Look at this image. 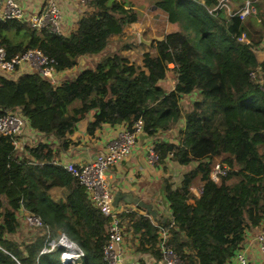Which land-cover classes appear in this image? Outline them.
Here are the masks:
<instances>
[{
    "label": "trees",
    "instance_id": "trees-1",
    "mask_svg": "<svg viewBox=\"0 0 264 264\" xmlns=\"http://www.w3.org/2000/svg\"><path fill=\"white\" fill-rule=\"evenodd\" d=\"M246 1L256 12L264 4V0H229L235 6ZM151 4L179 30L161 34L163 40L143 45L145 51L131 58L124 56V49L107 55L59 86L38 73L16 80L0 76V115L19 110L32 129L53 136L64 149L77 124L92 111L96 113L87 126L89 135L102 124L130 127L142 119L144 133L154 137L183 120L177 143L157 141L153 146L163 170L168 159L190 166L178 186L169 178L163 180L172 214L164 226L170 232L168 243L183 264H230L245 231L264 219V85L259 77L250 76L260 68L264 78V58L257 50L264 17L256 13L242 21L234 15L226 22L223 9L210 12L217 0H152ZM88 8L67 37L37 31L18 20L0 21V46L8 57L39 49L62 72L75 67L81 57L102 53L112 37L123 35L139 17L125 0H93ZM242 33L250 45L237 41ZM169 71L175 72L176 84L166 91L159 83ZM194 92L198 100L185 110L182 97ZM12 139L0 135V264H62L60 249L41 254L45 234L20 243L7 238L19 228L17 214L24 203L40 217L51 239L64 235L84 253L72 264H108L103 247L109 217L94 207L72 175L54 164L52 145L26 148V159L17 156ZM216 159L228 168L218 184L211 179ZM195 183L201 194L189 203ZM54 188L64 190V197L55 199L50 194ZM123 217L129 218L128 227L137 240L135 252L160 264L158 227L146 216ZM126 264L148 263L139 258Z\"/></svg>",
    "mask_w": 264,
    "mask_h": 264
},
{
    "label": "crops",
    "instance_id": "crops-1",
    "mask_svg": "<svg viewBox=\"0 0 264 264\" xmlns=\"http://www.w3.org/2000/svg\"><path fill=\"white\" fill-rule=\"evenodd\" d=\"M14 1L29 17L37 14L47 0ZM125 1L138 11V21L126 26L123 35L112 37L107 48L99 55L84 56L82 57L83 62H80L79 58L78 64L75 67L58 72L57 79L59 83L73 79L78 73L86 68H94L103 57L115 52H121L123 49V54L127 58H131L138 53H143L145 47H149L155 40L154 38L158 36L156 32L158 31L157 27L159 22H162V26L165 27L166 31L164 34L179 30L176 24L167 21L166 13L154 8L151 4L152 0H146L150 1V5L145 4V0ZM59 6L62 14L60 35L67 37L76 30L80 15L88 11L89 8L78 4L75 0H59ZM263 12L264 4H261L257 11V15H259L260 19L264 17ZM224 13L226 22H228L229 16L226 11ZM156 14H158V18L156 17ZM140 35L145 40L152 39L151 44L145 45L141 43L139 39ZM257 38L259 41V47L264 43V33ZM257 50L261 55L259 48ZM172 67V65L169 66L170 69ZM23 74H32V71L29 67L22 66L17 68L12 75L6 76L5 78L16 80ZM159 84L166 91L173 90L176 84L175 72L169 71L166 74L165 79L160 81ZM198 97L197 92L185 95L182 97L181 105L185 110H190L192 104L198 100ZM95 113V111L90 112L77 124V129L74 134L68 137L70 144L66 149L62 148L53 136H45L38 133L27 124L24 134L19 139V146L16 150L17 156L28 159L29 156L26 148L35 147L38 144L43 143L54 147L53 153L56 156L55 161L62 164H84L94 160L97 155L104 151L107 144L114 139L120 131L129 127L126 123L113 125L102 124L93 135H89L87 134V126L93 120ZM183 128L184 121L180 120L175 128L168 131H158L154 137L148 136L145 133L141 134L138 137L136 146L131 154L110 169L107 174V183L112 195V206L119 215V218L124 214L146 216L156 227H164L168 222L172 221L170 205L167 202L163 191V180L164 178H169L175 186H178L184 172L190 169V166L182 167L168 159L165 163L166 169L163 170L162 165L149 163L148 155L157 141L177 143L179 131ZM219 160L220 159H216V161ZM200 188L201 186L199 184L197 185V183L192 186L189 203H193L194 200L200 197ZM50 194L55 197V199H58L64 197L65 192L62 189L54 188L51 190ZM27 205L32 206V203L28 202ZM128 220L129 218L123 217L122 221L127 232V237L132 243H127L125 241L123 244L124 264L136 262L139 258H143L148 264H153L154 261L149 255L138 254L135 252L137 240L134 238L128 227ZM263 229L264 219L260 226L249 227L245 231L244 240L238 253H242L248 264H264V259L260 254L256 241L258 233ZM24 241H29V238ZM230 264H237L235 256L232 258Z\"/></svg>",
    "mask_w": 264,
    "mask_h": 264
},
{
    "label": "built area",
    "instance_id": "built-area-1",
    "mask_svg": "<svg viewBox=\"0 0 264 264\" xmlns=\"http://www.w3.org/2000/svg\"><path fill=\"white\" fill-rule=\"evenodd\" d=\"M78 4L88 7L93 0H75ZM231 5L233 7H231ZM223 9L229 18L237 15L240 20H245L249 16L256 15V8L250 1L244 2L240 6H235L229 0H217V4L210 12ZM18 20L27 23L29 27L37 31L48 30L61 34L62 14L59 0H47L42 9L34 15L27 16L24 10L14 0H0V21ZM241 44L250 45L251 41L245 33L237 37ZM264 42V41H263ZM259 48L264 58V43ZM55 61L44 55L39 49H27L21 54L8 57L4 47L0 46V76L12 75L17 68L27 66L32 73H38L42 78L49 81L54 86H59ZM252 78L259 77L260 83L264 85V78L257 68L250 73ZM28 120L19 110L9 111L0 115V135L12 137V145L15 150L19 146V139L24 134ZM144 133V123L138 119L132 126L126 127L112 139L102 153L90 162L84 164H62L55 161L54 164L65 169L72 175L78 183L84 187L90 202L104 216L109 217L108 240L103 247V258L108 264H124L123 244L127 237V232L123 221L119 218L112 206V195L107 183V174L112 167L126 159L136 146L138 137ZM151 164L158 162V155L151 149L148 155ZM228 168L216 161L211 170V179L215 183H220L222 177L226 176ZM201 194V188H200ZM18 220L35 231H40L47 236L45 246L41 254H48L60 249L59 259L62 264H69L80 260L84 253L64 235L58 239H51L49 230L45 228L42 220L36 214L26 208L25 203L21 206L17 214ZM157 248L161 254V264H183L182 260L169 245L170 232L167 228L158 227ZM256 241L262 258L264 259V229L261 230ZM0 250L2 248L0 247ZM237 264H248L242 253L236 256ZM17 264H20L17 262Z\"/></svg>",
    "mask_w": 264,
    "mask_h": 264
},
{
    "label": "rangeland",
    "instance_id": "rangeland-1",
    "mask_svg": "<svg viewBox=\"0 0 264 264\" xmlns=\"http://www.w3.org/2000/svg\"><path fill=\"white\" fill-rule=\"evenodd\" d=\"M144 3L147 4V5H150V1H146V0H145ZM231 7H233V6L231 5ZM156 17H157V18L159 17L158 14H156ZM157 22H158V21H157ZM157 29H158V31L156 32V34H157L158 36H160L161 34H164L165 31H166V30H165V27L162 26V22H159V23H158V27H157ZM189 33H190V35L192 36V38H193L196 42L199 41V40H198V37L195 35V33H193V31H192L191 29H189ZM158 36H157V37H158ZM200 48L203 49V47H202L201 44H200ZM197 185H198V184H197ZM38 233H42V232H40V231H35V230H33L32 228L28 227L27 225H25V224L22 222V220H21V218H20V220H19V228H18L17 232L14 233V234H12V235H8V238L11 239V240H16L17 242L20 243V242H22V241H24V240H26V239H28V238H29V240L34 239V238L38 235ZM125 241H126L127 243H132L131 240L128 239V237H126Z\"/></svg>",
    "mask_w": 264,
    "mask_h": 264
},
{
    "label": "water",
    "instance_id": "water-1",
    "mask_svg": "<svg viewBox=\"0 0 264 264\" xmlns=\"http://www.w3.org/2000/svg\"><path fill=\"white\" fill-rule=\"evenodd\" d=\"M139 39H140V42L145 44V45H150L152 42V39L145 40L141 35L139 36ZM154 39L157 41H161V40H163V37H155ZM80 62H83L82 57L80 58ZM64 264H69V262H66Z\"/></svg>",
    "mask_w": 264,
    "mask_h": 264
}]
</instances>
